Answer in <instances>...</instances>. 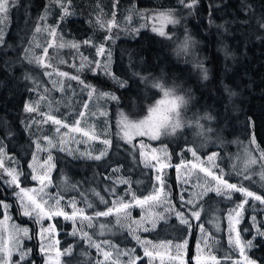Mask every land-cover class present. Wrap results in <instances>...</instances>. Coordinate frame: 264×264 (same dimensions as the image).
<instances>
[{
	"label": "trees",
	"instance_id": "1",
	"mask_svg": "<svg viewBox=\"0 0 264 264\" xmlns=\"http://www.w3.org/2000/svg\"><path fill=\"white\" fill-rule=\"evenodd\" d=\"M68 1L70 15H63L57 8L48 22L55 26L59 21L56 27L58 38L62 37L66 44H78L79 53H48L46 60L52 68L31 65L37 75L44 74L45 70L54 74L68 73V76H59L58 79L62 80L61 84L65 83L64 88L69 95L79 98L71 106L75 111L70 113V123H75L79 111L87 105L83 123L89 130L90 126L95 127L98 139L89 143L86 137L78 134L57 133L55 126L49 123L33 124L32 120H42L43 117L24 111L25 103L35 101L33 96L38 95L29 91L32 85L24 77L25 67H31L24 62V49L35 35L34 26L44 23L40 17L48 11L50 0H18L17 5L10 9L11 23L5 43L0 46V142L18 160L24 173V186L32 184L28 165L36 144L40 143L44 148L51 147L49 149L55 154V187L65 198L75 199L79 207L93 217L96 225L99 221L104 222L106 217H95L94 213L112 207L117 198L122 197L128 202L132 199L131 193L139 198L151 194L158 182L154 170L144 167L141 162L137 146L139 139L126 143L119 130L122 122H137L149 114L164 94L156 87L160 85L164 90L182 95L187 101L180 110L181 127L174 134L164 133L157 143L168 149L172 161L164 175L165 186L177 210L192 218L189 211L192 208L187 204L181 207L184 202L180 199L175 167L188 154V146L197 147L202 154L220 150L221 156L246 146L254 136L264 151V27H260V21L264 20V0H199L195 9L185 8L180 0ZM163 13H171L180 23L168 24L166 35L161 37L140 16L147 18ZM126 15L132 19L125 18ZM112 21L115 24L109 29ZM186 36L194 40L185 48ZM86 40L90 43H84ZM100 46L110 47L111 55L97 56ZM60 49L63 48H50L49 51ZM40 52L35 54L42 55ZM204 70H207L208 80L203 79ZM72 76L79 79L72 80ZM43 80L48 88L55 89L46 77ZM105 94L111 97L106 98ZM41 108L45 110L43 105ZM94 115H99L97 123L92 121ZM207 116L212 119H206ZM43 126L44 131L41 130ZM207 128L211 129L210 133ZM42 133L55 134V147L45 143ZM104 139L111 142L109 146L101 142ZM236 142L241 143L239 148L237 145L234 147ZM61 147L65 151H60ZM104 150L107 154L99 161L89 156V153L95 156ZM230 164L229 159L222 162L226 169H230ZM228 176L232 182L241 181L237 175ZM117 179L128 183L117 184ZM4 181L3 177L0 180V200L10 202L14 220L31 228V239L26 242L31 246L30 262L43 264L38 252L36 224L21 216L12 189ZM244 185H249V182ZM110 188H115V195L107 191ZM101 196L106 203L101 202ZM215 198L211 195L203 204L214 207L218 203L214 202ZM241 199L238 195L237 200ZM89 203L91 208L87 207ZM229 206L228 203L223 207L218 204V208H223L220 211L223 217ZM263 214V210H246L240 226L249 228L248 232L241 234L246 241L253 236L250 217L256 215L261 221ZM2 216L0 207V220ZM55 222L61 232L62 249L73 246L65 264H94L92 251L86 242L68 237L72 225L61 219ZM198 224L194 220L187 264H195ZM108 227V238L115 244L123 248L136 246L124 227ZM189 234L188 226L172 219L160 223L157 229L144 233V236L153 241L183 242ZM219 236L221 247L227 249L224 231ZM254 245L249 256L258 264H264V238H256Z\"/></svg>",
	"mask_w": 264,
	"mask_h": 264
},
{
	"label": "rangeland",
	"instance_id": "2",
	"mask_svg": "<svg viewBox=\"0 0 264 264\" xmlns=\"http://www.w3.org/2000/svg\"><path fill=\"white\" fill-rule=\"evenodd\" d=\"M65 3L67 4V8H68V14L67 15H70L69 14L71 12L70 3L68 0H65ZM49 4H50L49 5L50 7L48 8V11L43 16L44 17V23H42L40 25L41 27H44L45 25H48L51 27H57L60 24V22L58 21L55 26H52L50 24V22H48L50 17L52 16V12L55 11L57 8L60 9L64 15L62 8L55 3V0H50ZM9 13H10V11H9ZM9 13H8V16H9ZM67 15H65V16H67ZM159 16H160V14H154V15H151L147 18H145V17L142 18V16H140V17H141V20L146 19V23L150 24L151 27L159 28L160 23L157 19ZM125 18H127L128 20L132 19V17H127V15L125 16ZM10 23H11V19L9 18L8 22H7V27H5V37L7 34L8 27L10 26ZM111 24L114 25L115 24L114 21H112ZM167 25L168 24H166L164 26V31H166ZM35 35L37 36V39L41 44H44V42L47 39H50L48 37L46 31L42 34H36L35 33ZM29 45H30V43L27 45L26 48H29ZM103 47L105 49L104 53H110V49H111L110 47H107V46H103ZM32 50L34 52L41 50L40 53H43L42 48L33 47ZM65 51L71 52V53H79L77 48H72V47H65L63 49H60L57 52L48 51V53H62ZM30 54L31 53H29V55ZM72 57L74 59L75 56L72 55ZM24 62L28 66L31 65L26 60ZM46 62H47V60H46ZM25 68H26V69H24L25 76L28 73V76L31 77V79H28V80L30 81L32 88L35 87V84H34V81H35V82L39 83V85H40L39 91L41 93L43 92L44 88H47L50 90L48 93L45 94L47 96V99L44 101H40L39 111L55 115L58 118H60L63 122L68 123L69 125H73L74 123H70V113L72 111H75V109L71 106L74 104V101L78 102L79 98L76 95H72V96L69 95V93L64 88L65 83L61 84L62 80L58 79L59 76L56 75V73L55 74L53 73L52 77H47L43 73H42V75L41 74L37 75L35 73V71L33 69L34 67L32 65H31V67H25ZM51 68H52V65H51ZM43 77H46L47 80L49 81V83L51 84L50 86L54 87L55 89L52 90V89L48 88L47 85L45 84L44 80H43ZM52 80L56 81V86L53 85ZM57 85H58V87H57ZM61 86H63L62 90H61ZM93 92L95 93V90H93L92 93ZM169 92L171 95L168 97H165V95L163 94L162 98L158 101L157 104L154 105L153 108L165 107V105H160V101L170 100L174 96L177 95L175 92H173L171 90ZM104 97L109 98L111 96L109 94H105ZM33 98L35 101H37L39 99V96L34 94ZM72 100H73V103H72ZM102 100H104V99H102ZM41 105H43L45 107V110H42ZM177 110L180 113L181 106ZM80 112H84L83 117H80V115H78V118H77V119H80V122H81L80 127L83 128L85 131H88L89 130L88 127H86L85 124L83 123L84 119L86 118L85 115L87 112L85 106L82 107V109L79 111V113ZM98 119H99V115H94L92 117V121L94 120V121H96V123H97ZM88 120L89 119L87 118L86 121H88ZM127 122H129V121H127ZM138 122L139 121L129 122V123H138ZM47 123L51 124L52 126L54 125L55 131H56V128L58 127L57 125L53 124L51 121H49ZM123 127H124V123L122 122L120 125V130H119V134H120L121 138L123 137V131H122ZM90 128L93 131L95 130V127H93V126H90ZM41 130L42 131L45 130L44 126ZM60 131L68 132V134H73V135L78 134V135L83 136L81 133L70 132L68 129H65V128H61ZM207 131L210 133L211 129L207 128ZM163 134H164V132L162 131L161 134L155 139L150 138L148 135H133L131 142H133L135 139H139L137 142V146L139 148V153H140L141 142H143L147 146L145 151L149 156L151 155L152 149L157 150L156 154L159 157L160 162H166L167 164L170 165L169 167L164 168L161 172V175L164 179V175L167 173L168 169L172 166V161H171V156H170L168 149L164 145L157 143ZM45 136H47L49 138H53V144L55 143V140H54L55 134H49V135L43 134V138ZM56 137L58 138V135H56ZM74 138L75 137H73V139ZM86 139L89 141V143L90 142L94 143V141L97 140V139L96 140H89L87 137H86ZM123 140H125V139H123ZM253 140L255 141L254 143H253ZM44 141H45V143H48L46 140H44ZM210 144L211 143L206 144V146H209ZM233 144H234V147L237 145L236 148H239L238 144H241V143L236 142ZM241 147L242 148H240L239 150L236 149L232 153L226 152L225 154H222L221 156H220V150H214V151L202 154L198 150V148L193 146V145L188 146L186 148V151L188 154L183 156L181 162L184 161V162H188V163H186L184 166H182L180 171L177 172V181L179 184V192H180V196L181 195L184 196V201H183L184 203L186 201L191 200V201H193V204L195 205V210L200 211V220L199 221L195 220L194 218H190L185 214V218L189 219V223L191 225V227L188 226L190 234H189L188 238L185 240L186 244L184 243L185 241H183V242H172V246L170 248H162V247H159V245L166 243V242H169V241H153V240H150L149 238H146L144 236V233H146L150 230L157 229L158 226L160 225V223L167 222V221H170L172 219H177L175 212L179 211V210H177L176 205L172 199V196H171L170 192L167 190L166 186H164V193L161 196V201H164V202H162V203L161 202H156V203L149 202L148 204L143 205V207L133 205L132 207H130L128 209H121L119 212L114 211L109 216H106V220L104 222L99 221V225H96L94 219H92V225H93L92 227H88L87 221H84L83 223H81V221L79 219H77V221L74 224L73 221H66L62 217H56L51 221L44 219L41 223H37L35 218H30V217L24 216L20 210L21 216H23L24 218L33 220L36 224L38 252L42 256L43 264H65V258L70 257L72 254L73 246H69L67 249H62L63 240L60 238L61 232L58 229L56 222H55L58 219H61L65 223L72 225L71 231H69L67 234L68 237L82 239L86 242L87 246L89 247V250L92 251L94 264H113V261H116V260L119 261V264H127V262L130 259H133L135 257H139V259L136 260V264H180V261L173 259V257H175L176 252H177L176 247H175V245H177V244H184V247L181 249V255H182L184 264H187L188 245H189V239H190L191 230H192L194 220L197 221L199 224H202L204 229H205L204 232H201L200 228L198 230L194 263L196 264V259H195L196 256L200 255L201 264H212V262L210 260H208L209 247H210L212 254L216 255L217 259L220 261V264H234L235 261L240 260L241 258H240L239 251L234 249L233 247H231L229 245L227 214L229 211L232 210V208L235 207V205L237 203H239L241 200H243L244 197L238 192H233L231 194L232 198H231V200H229L225 196H218L215 193V191H207L209 183H211L214 186L215 181H212L211 177H207L204 175V173L200 172L199 168H195V169L192 168L191 164L192 163H198L202 167H209L210 170L213 173H215L216 175H220L221 169H222L223 170V176L226 180H228L229 183H236L238 186H244V187L248 188L250 191H253L258 195L264 196V151H262L260 149V147H259L258 143L256 142L254 136L251 137L250 142L248 144H246V146H241ZM4 148H5V152L7 153V157L5 158V166L6 167L11 166L13 168H17L18 171H21V169L18 165V160L8 152V149L5 146H4ZM49 148H51V147L48 146V148H45L46 149L45 151H37V149H36V151L34 153V155L36 156V160L34 161L33 157H32L30 164H32L33 167L36 168V171L38 174L44 173L47 175L48 180L46 181V183H48V187L46 188V191L55 196L56 194H61V193H60V190L55 187V184L53 182V175H54V172L56 170L57 165H56L55 154ZM189 148H191L197 152V156L199 157V160H197L196 157L192 156L191 152L188 151ZM49 152H51L53 159H52V161L49 162V164H44V161L47 159ZM213 153L218 154L214 158V161L212 162L216 165L215 167H213L212 164L209 163L207 160V157ZM225 159L230 160V163H231L230 169H226L223 167L222 162ZM251 161H255V163H252ZM141 162L144 166V162H143L142 158H141ZM181 162L179 164H181ZM151 163L156 164L157 162L151 161ZM40 165H43V167H41ZM147 168L153 169L155 172V177H156V175H157L156 169H154L152 167H147ZM0 172H2V169H0ZM31 172H32V169H31ZM238 173H239V175H238ZM230 174L235 175V176L237 175L238 177H236V178H238V179L240 178L239 180H241V181H237V182L230 181L229 176H228ZM245 175L248 176L249 179L245 180L243 178ZM4 178H5V181L10 179V177L7 176L6 174L4 175ZM22 179L23 178L21 176L20 181H21V187L22 188H39L40 187L38 182L33 181V180H31L32 181L31 185L24 186ZM243 181H247V182L243 183ZM248 182H249V185H252V186L244 185L245 183H248ZM9 187L12 189L13 198L16 200V202L19 206V209H20L19 201H18L17 196H16V192L19 190L16 189L14 185L9 186ZM252 188L257 189L258 191H255ZM211 195H215L216 198H215L214 202L215 203L218 202V203L214 207H213V205H210V204L208 205V207H206L205 204H203V203ZM238 195L240 197H242L241 200H237ZM165 198H166V200H165ZM70 200L71 199H69V198H65L61 202V205L62 206L67 205ZM5 203H7L9 205V208H8L7 212H5L4 209L2 208L3 209V216L0 220V237H3L5 240L8 241V246H11L12 239L14 238L16 240L21 241L23 248L31 249V246H27V244H26V242L31 239V232H32L31 228L25 224H21V223L17 222L16 220H14L12 217L10 202L9 203L5 202ZM50 203H51V201H50ZM226 203H228L231 206L227 207V209L225 211V215L223 217L220 214V211L223 210V208L222 209L218 208V204H219V206L222 205V207H223V204H226ZM193 204H187V205H189L191 208H193ZM77 207H79L78 203H77ZM117 207H118V205H117ZM247 209H252L253 211H256V212H259V210L264 211V205H261V204H259L258 201H254L251 198H249L248 205H245V210H244V214H243L244 217H245ZM65 211H67L70 214L72 209L70 207H65ZM85 214L88 215L86 212H85ZM5 216H7L8 219H5ZM118 220H119V223H118ZM177 221L179 222L178 219H177ZM261 222H264V214L262 216L261 221H259L257 218L258 225H261L262 227H264V224H261ZM49 224H54L56 226L55 233H44L43 236H41L40 235L41 226L43 225L44 227H47ZM101 225H103V228H101ZM111 225H119L120 227H124L123 229L128 232L129 236L135 242L136 246H134L132 248H123V247H120L117 244H115L112 239H109L108 234L110 233V228L108 226H111ZM97 226H98V228H96ZM240 226L241 225H239V227ZM22 228L28 229V236L27 237H25L22 232L16 231V229H22ZM74 228H75V234H73ZM145 229H147V231H145ZM222 231H224V233H225V237H226V241H227V245H228L227 249L221 247V237L219 236V234ZM84 232H87L88 235L91 236L92 241H94L96 243H100V242L105 241V240L110 241L111 242L110 245L102 244V247L104 248L105 251H111L112 256L109 257L108 260H105L103 253L99 252L97 250V248L93 244H91L86 237H84V235H83ZM101 232H103V235H101ZM254 234H255V229H253V235ZM137 236L140 238L141 241H150L151 243L142 246L135 239V237H137ZM257 238H262V237H257ZM242 239L244 241H246L243 238V236H242ZM205 240H207V242H208V247H206L204 244ZM253 243H254V241H253ZM42 244L46 247L49 244H51L52 249L48 252L41 253L40 247ZM198 244L200 245L199 249L197 248ZM111 245H115V248H112ZM145 247H148L149 250L154 253V256L152 257L151 262L149 261V257L144 256V248ZM251 249L246 250L248 256H249V251ZM57 251L59 252V256H57ZM124 251H128L131 255L130 256L122 255V253ZM155 253H159V255H155ZM225 257H231V259H225ZM18 259H19L18 255H16L14 253L12 256V260L16 261ZM30 260H31V254L28 257V264H32V261L30 262ZM256 264H258V263L256 262Z\"/></svg>",
	"mask_w": 264,
	"mask_h": 264
},
{
	"label": "snow or ice",
	"instance_id": "3",
	"mask_svg": "<svg viewBox=\"0 0 264 264\" xmlns=\"http://www.w3.org/2000/svg\"><path fill=\"white\" fill-rule=\"evenodd\" d=\"M18 3V0H0V45H3L5 43V27H7V22L9 19L8 13L12 7H15ZM55 3L60 6L64 12L65 15L68 14V8L67 4L65 3V0H55ZM180 4H182L187 9H195V7L199 4V0H180ZM249 8L251 6H248ZM64 17L62 16L61 19ZM44 17H40V20H43ZM158 21L160 23V27H153L152 31L157 32L159 36L164 37L166 35L164 31V26L166 24H179L180 20L176 19L172 16L171 13H163L158 18ZM211 23V21H210ZM113 25L109 23L108 27L109 29ZM217 27H223V25H217ZM260 27H264V20L260 21ZM34 31L36 34H42L45 31L47 32V35L50 39H47L44 44H41L36 35H33L32 40L30 41V47L25 48L24 52L25 55L23 56V59L26 60L29 64H35L39 67L43 68H49L51 67L50 63L46 62V57L48 56V51L50 48H65V47H72V48H79L78 44L71 43L66 44L63 42L62 37L58 38L57 35V28L51 27L48 25H45L44 27H41L39 24L34 26ZM171 38V37H169ZM110 39V37H109ZM84 43L89 44L90 41L86 40ZM189 40L188 37H185L184 41V47L186 48L188 46ZM192 43H195L194 41ZM33 47L35 48H42V55H37L32 50ZM105 52V49L103 46H100L97 48V56L103 55ZM29 53H31L29 55ZM111 54L109 53V56ZM63 62V61H62ZM97 66H99V61H97ZM44 75L47 77H52L53 73L49 71H45ZM56 75L60 77L68 76V73L66 72H57ZM25 79H31L30 76H25ZM72 80H78L79 78L77 76H72ZM203 79H208L207 70H204L203 73ZM52 83L54 86H56V81L52 80ZM83 83V81H81ZM35 87L29 89V91L36 92L39 96V99L37 101L33 102H26L24 106V111L26 113H38L40 116L43 117L42 120H32L33 124H43L51 121L53 124L57 125L56 132L59 133L61 128L68 129L70 132H76L81 133L84 137H87L89 140H96L98 137L96 136L95 132L93 130L85 131L83 128L80 127V119H77L73 125H69L68 123L63 122L60 118H58L55 115H52L50 113L40 112L39 111V104L40 101H44L47 99V96L45 95L50 90L47 88L43 89V92L41 93L39 91L40 85L38 82H35ZM62 90V86H61ZM91 92H89V96H91ZM165 97L170 96L171 94L169 92L164 93ZM115 99V97H112ZM187 101L184 99V97H174L170 100L166 101H160V105H165V107H156L151 108L149 110V115L139 121L138 123H129L127 121H124V127L122 129L123 131V139H125L126 143H131V139L133 135H148L150 138L155 139L157 138L161 132L171 134L175 133L178 128L181 127V123L179 120L175 119L174 113H176L177 109L185 105ZM85 108H87V105H85ZM80 117L84 116V112L79 113ZM206 119H212L211 116L205 117ZM170 129V131H165ZM48 142V145L55 147L53 144V138H49L45 136L43 138ZM104 145L109 146L110 141L108 139H104L101 141ZM255 141L253 140V143ZM146 145L141 142L140 144V157L142 158L144 162L145 167H152L156 169L157 175H156V181L157 186L154 189V191L144 196L143 198L137 197L134 193H131L132 199L128 202H125L122 197L117 198L113 202V206L107 208L105 211H97L94 213L95 217H106L112 214L114 211L119 212L121 209H128L132 207L133 205L141 206L148 204L149 202H164L161 201V196L164 193V186L165 181L161 175V172L164 168L169 167L170 165L166 162H160L159 157L157 156V150L152 149L151 155L149 156L145 149ZM37 151H45L46 149L41 146L40 143L36 144ZM60 151H65L63 147L59 149ZM188 151L191 152L193 157H196L197 160H199V157L197 156V152L193 149L189 148ZM71 154V153H69ZM106 150L100 151L98 155L91 156V153H89L90 158H93L97 161L101 160L102 157L106 155ZM217 153H213L207 157V160L209 163L212 164L213 167L216 165L212 163L214 161V158L217 156ZM7 157V153L5 152V148L2 142H0V169H2V172H0V180H3L4 175L10 177L9 180L4 181V183L8 184L9 186H15L16 189L19 191L16 192L17 199L19 201L20 210L24 216L35 218L37 223H41L44 219H47L49 221L53 220L56 217H62L66 221H77L79 219L81 223L84 221L88 222V227H92V216H88L85 214V209L81 207H77V202L75 199H71L67 205L62 206L61 202L65 199V197L61 194H56L55 196L49 192L46 191V188L48 187V183L46 181L48 180V177L44 173L38 174L36 171V168L33 167L32 164H29L28 167L32 169V173L30 174L31 180L37 181L40 185L39 188H22L21 187V181L20 177L24 176V173L22 171H18L17 168H13L11 166H5V158ZM53 157L51 155V152H49L47 159L44 161V164H49L50 161H52ZM33 160H36V156L33 155ZM151 161H156V164H152ZM252 163H255V161H251ZM188 162L182 161L181 164L175 165L177 172L180 171L181 167L184 166ZM43 167V165H40ZM192 168H199V171L204 173L205 176L211 177L212 181H215V185L213 186L211 183H209V186L207 188V191H215V193L218 196H225L227 199L231 200L232 193L238 192L240 193L244 199L241 200L239 203L235 205L234 208H232L231 211L227 214V221H228V233H229V245L233 247L234 249L239 251L240 254V260H237L234 262V264H256V261L251 259L247 255V251L254 247L253 241L256 240L257 237L264 238V227L261 225H258L257 223V217L255 215H252L250 217L252 228L255 229V234L252 236L250 240L244 241L242 239V233L248 232L249 228L244 227L240 228L239 225L243 223L244 219V210L245 205H248L249 198H251L254 201H258L259 204L264 205V196L258 195L253 191H250L248 188L244 186H238L236 183H229L228 180H226L223 176V170L221 169V174L216 175L213 173L209 167H202L198 163H192ZM119 169H113V171H118ZM239 175V173H238ZM110 177H105V179H109ZM245 180L249 179L248 176L243 177ZM115 183H128L127 180L124 179H117ZM226 190V191H225ZM107 191L111 192L115 195V188H110ZM99 195V193H96ZM181 201H184V196L181 195L180 197ZM101 202L106 203L104 200V197H100ZM166 200V198H165ZM51 201V203H50ZM185 204H193V201L189 200L186 201L184 204H182V208L185 206ZM118 205V207H117ZM0 207L4 209L5 212H7L9 205L5 203L3 200H0ZM65 207H70L72 209L71 213L69 214L67 211H65ZM87 207L91 208L92 205L89 203L87 204ZM191 213V217L195 220H200V211L195 210V205L193 204V208L189 209ZM175 215L179 222L183 225L191 227L189 223V219L185 218V212L184 211H176ZM5 219H8L7 216H5ZM119 223V220H118ZM261 224H264V222H261ZM197 227L200 228L201 232H204L205 229L202 224H198ZM101 228H103V225H101ZM18 232H22L25 237L28 236V229L22 228V229H16ZM56 226L54 224H49L47 227L41 226L40 229V235L43 236L44 233H55ZM147 231V229H145ZM73 234H75V228L73 231ZM84 237H86L91 244H93L99 252L103 253V256L105 260H108L109 257L112 256L111 251H105L102 247V244L104 245H110L111 242L108 240L102 241L100 243H96L92 241L91 236L88 235L87 232L83 233ZM101 235H103V232H101ZM135 239L142 245L150 244V241H141L140 238L137 236ZM186 244V241L184 242ZM204 244L206 247H208L207 240L204 241ZM172 246V242H166L159 247L162 248H170ZM112 248H115V245H111ZM176 247V255L173 257V259L180 261V264H184L183 258L181 255V249L184 247V244H177ZM197 248H200V245H197ZM52 249V245L49 244L47 247L43 244L40 247V252L45 253ZM18 255L19 259L16 261L12 260L13 254ZM31 254V249H25L22 247L21 241L12 239L11 246H8V241L5 240L3 237H0V264H28V257ZM124 256H130L131 254L128 251H124L122 253ZM155 255H159V253H155ZM57 256H59V252L57 251ZM144 256L149 257V261L151 262L152 257L154 256V253L149 250L148 247L144 248ZM139 257H135L133 259H130L127 264H136V260H138ZM196 264H201V257L200 255L196 256ZM225 259H231V257H225ZM208 260L212 262V264H220V261L217 259L216 255L212 254L211 248L209 247V255ZM113 264H119V261H113Z\"/></svg>",
	"mask_w": 264,
	"mask_h": 264
},
{
	"label": "clouds",
	"instance_id": "4",
	"mask_svg": "<svg viewBox=\"0 0 264 264\" xmlns=\"http://www.w3.org/2000/svg\"><path fill=\"white\" fill-rule=\"evenodd\" d=\"M188 40H189V42H190V41L194 40V38L188 36ZM208 79H209V76H208ZM208 79H206V80H208ZM204 80H205V79H204ZM156 87H157L158 89H160L161 91H163L164 93H165V92H169V91L164 90L163 88H161L160 85H156ZM169 93H170V92H169ZM177 96H179V97H183L182 95H176V96H174V97H177ZM174 97H173V98H174ZM193 99H194V97H193ZM174 117H175V119L179 120L180 113H179L178 110L176 111V113H174ZM179 121H180V120H179ZM178 129H179V128H178ZM178 129H177V130H178ZM165 131H170V129L165 130ZM172 134H174V133H172Z\"/></svg>",
	"mask_w": 264,
	"mask_h": 264
}]
</instances>
